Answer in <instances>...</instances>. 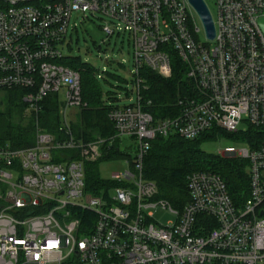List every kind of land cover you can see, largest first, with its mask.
I'll return each mask as SVG.
<instances>
[{"label":"built area","instance_id":"1","mask_svg":"<svg viewBox=\"0 0 264 264\" xmlns=\"http://www.w3.org/2000/svg\"><path fill=\"white\" fill-rule=\"evenodd\" d=\"M217 5L211 41L189 0H0V90H27L31 110L62 89L66 122L67 109L86 106L80 73L62 63L74 14L107 19L109 38L129 36L137 85L144 68L171 78L175 53L195 90L176 117L158 123L139 103L112 109L117 135L109 140L38 131L32 148L0 147V264H264V139L220 152L249 163L240 203L219 174L197 172L188 178L189 202L176 209L156 199L157 185L142 174L158 136L237 134L241 124L264 132V0ZM123 139L135 148L133 167L113 175L115 189L88 192L86 164ZM157 213L171 219L161 223Z\"/></svg>","mask_w":264,"mask_h":264},{"label":"trees","instance_id":"2","mask_svg":"<svg viewBox=\"0 0 264 264\" xmlns=\"http://www.w3.org/2000/svg\"><path fill=\"white\" fill-rule=\"evenodd\" d=\"M62 63L80 73L82 99L86 105L78 109L76 121L64 120V103L58 94L49 95L38 106L36 111L24 101L28 92L22 89L0 90L5 96L0 99V147L13 149L32 148L36 144L37 132L50 134L59 140L73 137L78 143H90L99 139L109 140L117 135L113 123L109 119L112 109L123 108L114 103L117 99L105 92L99 85L93 68L77 58L64 56ZM173 75L164 79L149 69L141 71L137 87V99L124 107L140 104L142 111L153 115L154 121L174 118L179 114L178 102L183 98L195 95L193 86L187 81V70L182 62L172 55ZM147 88L146 90H144ZM228 137L236 142L249 141V144L260 143L264 132L250 127L247 133L231 134L214 129L200 137L187 140L177 135L158 136L143 163V177L154 182L158 187L156 199L169 202L174 208L182 210L189 202L188 178L197 172H213L219 174L226 182L229 194L236 203L247 199L249 194V163L238 158L215 157L205 153L202 144ZM129 139L117 140L103 159L86 164V190L100 194L102 190L115 189L113 181L100 178L97 164L101 160L126 158L130 167L134 165V155L130 151L121 152V146ZM89 141V142H88ZM254 146V144L252 145ZM133 144L128 150H131ZM75 155V156H74ZM80 159L81 153L71 155Z\"/></svg>","mask_w":264,"mask_h":264},{"label":"rangeland","instance_id":"3","mask_svg":"<svg viewBox=\"0 0 264 264\" xmlns=\"http://www.w3.org/2000/svg\"><path fill=\"white\" fill-rule=\"evenodd\" d=\"M204 1L216 21L218 17L217 0ZM195 18L198 19L196 14ZM108 23L107 19L99 15L96 17L89 15V19H84L83 15L74 14L62 53L64 56L77 58L81 63L90 65L102 90L117 99L115 105L124 107L137 99L136 87L133 83L135 73L134 47L127 34L114 35L109 38L103 30ZM197 24L202 29V24L199 21ZM75 25H77V29H74ZM64 93L65 89H62L60 94L62 102ZM4 96L0 93V99ZM4 109L5 107H1L0 111H4ZM77 113V108L67 109L65 112L67 122H75ZM245 130L247 131L248 127L241 124L239 126L240 134ZM131 145L132 143L126 140L121 146V152L131 151L134 155V146L128 150ZM249 145V141L236 142L231 138L222 137L216 141L203 143L201 146L205 153L219 157L220 152L227 148L232 147L241 150L248 149ZM90 156L86 158L91 159L92 156ZM128 170H130V164L126 158L101 160L97 164L100 178L105 181H111L114 174H124ZM156 219L161 223H166L171 218L164 213H157Z\"/></svg>","mask_w":264,"mask_h":264},{"label":"water","instance_id":"4","mask_svg":"<svg viewBox=\"0 0 264 264\" xmlns=\"http://www.w3.org/2000/svg\"><path fill=\"white\" fill-rule=\"evenodd\" d=\"M192 7L195 9V11L200 16L202 23L204 25L207 37L213 41L216 36V29L214 25L213 17L206 5V3L203 0H189ZM260 27L262 31L264 32V19H261L259 21Z\"/></svg>","mask_w":264,"mask_h":264},{"label":"crops","instance_id":"5","mask_svg":"<svg viewBox=\"0 0 264 264\" xmlns=\"http://www.w3.org/2000/svg\"><path fill=\"white\" fill-rule=\"evenodd\" d=\"M105 97H106V92H105V94H104V100H106V98H105ZM132 103H133V102H132Z\"/></svg>","mask_w":264,"mask_h":264},{"label":"bare ground","instance_id":"6","mask_svg":"<svg viewBox=\"0 0 264 264\" xmlns=\"http://www.w3.org/2000/svg\"><path fill=\"white\" fill-rule=\"evenodd\" d=\"M76 159H78V158H76Z\"/></svg>","mask_w":264,"mask_h":264}]
</instances>
